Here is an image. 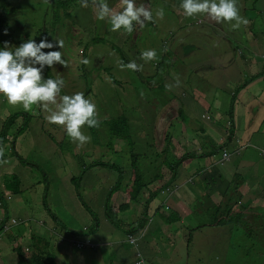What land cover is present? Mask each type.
I'll return each instance as SVG.
<instances>
[{
    "label": "rangeland",
    "instance_id": "rangeland-1",
    "mask_svg": "<svg viewBox=\"0 0 264 264\" xmlns=\"http://www.w3.org/2000/svg\"><path fill=\"white\" fill-rule=\"evenodd\" d=\"M8 2L10 7L14 6L17 10L15 13L7 12V16L15 21L9 23L12 29H7V32L12 31L15 38L7 40L8 44L12 45L10 47L14 49L29 39L39 42L45 37L53 43L55 40L63 41V48L45 51L60 50L66 66L57 63L53 68L45 67L44 77L63 78L65 83L61 95L80 92L91 99L96 104L100 122L107 118H110L109 120L119 118L124 106L130 110L136 109L142 100L141 92L146 100L153 102L159 91L163 93L165 100H179L180 96L183 104L193 101L190 114L186 104L184 108L192 119L201 118L197 123L222 127L226 132L227 121H233V129L229 128V131H235L236 140L230 150L240 148L241 151L239 155H233L225 166L214 167L212 164L215 160L210 158L187 156L191 151L189 145L181 151H176V145L172 143L173 147L165 152H163L165 146H160L154 152L155 160L161 158L167 161L168 174L164 176L173 183L171 186L178 183L176 186L180 187L172 194L164 190L158 197L168 198L170 201L179 199L184 211L189 212L192 220L196 222L190 228L185 220L184 222L178 220L167 226L170 233L162 231L156 234L152 229L149 230L148 235L141 240V249L147 261L160 260L164 264H175L169 248L173 243L176 251L181 248L182 264H264V129H257L246 123L244 118L246 113L242 106L250 93L249 89L247 92L243 91L251 84V87H256L254 90L262 88L259 86L263 84L260 79L264 80V74L256 76L254 72L264 68L263 46L242 39L250 38L252 42L253 38L260 37L264 40V0H238L240 15L247 20V24H241L239 27H234L235 21L212 25L211 23L215 21L206 15L195 16L196 21L190 25L183 10L178 8L180 3L176 7V0H135L137 6L144 5L153 12L154 20L146 21L142 28L136 25L131 34L123 29L118 32L111 31L110 22L99 20L91 4L87 8L82 7L80 0H66L65 4H62L61 0H8ZM107 3L116 11L121 10L120 0H107ZM158 8L164 9L165 15L162 20L155 17V10ZM179 20H182L183 28L198 34L196 36H205L214 30L215 34L222 37L219 45L223 56L203 58L204 53L194 49L200 42L192 39L190 42L182 41ZM157 21L158 26L155 24ZM100 36H104L102 40H105V45L92 43L86 53V56L89 53L90 61L84 59L83 50L87 47L86 44L92 40L101 42V39L100 41L98 39ZM103 45L106 47L101 48ZM97 48L109 49V53H103ZM149 49L156 50L157 59L145 63L139 57L142 51ZM185 53L189 54L186 56ZM100 56L107 61L106 67L109 66L110 70L84 72L85 61H88L87 65L90 67L96 59L101 58ZM249 57L255 63L254 68H249L245 64V59ZM133 60L143 65L142 71H133L131 74L128 69L121 70L118 65V61L126 65ZM218 63L224 65L218 67ZM177 78L180 81L179 86H176ZM153 83L156 87H152ZM168 84L173 86L171 90L165 87ZM224 85H227L230 91L239 90L238 96L231 102L234 104V110L230 113L231 103L225 106L222 99ZM100 86L101 91L105 93L111 89L117 100L102 96ZM134 94L138 97L133 96ZM2 101L3 95H0V129L10 110H13ZM156 104L159 107L163 105L160 101ZM254 104V110L259 112L258 116L263 120L264 91L255 99ZM171 105L164 107L161 114L170 112L167 114L173 118L180 105L177 104L168 110ZM19 108L16 106L17 111ZM149 108L147 105V109ZM204 111H208L212 117L209 119L203 117V114H206ZM155 114V111H150L148 116L151 118ZM47 115L48 113L39 106L37 111L24 114V117H29L28 127L15 140V153L7 149L5 152L7 163H0V191L4 189L6 183L4 173L6 176L16 175L20 181L19 191L10 190L8 191L10 194H4L1 198L3 204H0V226L1 219L7 216L10 228L7 231L0 229V264H19L18 251L15 249L16 246H13L18 244L32 251L34 240H28L32 234L49 239L50 235L54 236L50 244L51 257L53 254L54 259L47 258L46 264H65L66 258L55 251V239L64 242L76 252L77 248L70 244L74 239L72 230L80 231L85 227H92L96 236L99 222L103 233H109L110 230H105L107 226L110 228L114 226L105 217L104 201L108 191L118 181L119 171L91 164L92 160L107 159L109 157L107 152L111 150L110 145L117 143L118 140L105 129L104 121L94 129L87 126L82 129L88 136L89 133L92 134L90 141L81 146L67 136L64 127L48 123L45 119ZM18 120L20 126V117ZM177 125L178 127L174 129L176 137H182L190 130L185 122ZM125 143L120 141L119 145L123 146ZM97 145L105 146L100 153L97 152L90 158L92 148H96ZM17 154L24 160L22 161ZM132 154L133 152L128 149L118 156L126 158ZM220 156L216 154L217 159ZM171 165L174 172L171 171ZM227 167H233V178L236 179L240 193L223 194L216 191L208 198L206 191L203 192L200 188L202 185L204 187L210 185V188L214 189L211 183H215L216 180L210 182L206 177L214 176V170L224 171ZM74 176L80 179L72 180ZM76 183L79 185V191ZM218 183L216 188L225 187L224 182L218 180ZM255 183L262 186L261 190L258 186L255 187ZM157 185H162L160 180L157 181ZM247 192L253 197L246 198ZM196 198L202 200L197 201ZM206 200L220 206L218 209L212 207L200 218L198 204ZM228 201H232L233 211L226 208L225 203ZM178 203L177 200H173L168 206L174 209ZM125 214L122 213L120 217L128 220ZM12 219H16L17 223L13 224ZM154 224L155 222H150L148 227L152 228ZM175 230L179 236L172 233ZM118 232L120 235L123 234L121 252L132 248L133 243L126 240L125 231ZM105 254L107 255L108 251ZM38 264L41 263L38 261Z\"/></svg>",
    "mask_w": 264,
    "mask_h": 264
},
{
    "label": "trees",
    "instance_id": "trees-1",
    "mask_svg": "<svg viewBox=\"0 0 264 264\" xmlns=\"http://www.w3.org/2000/svg\"><path fill=\"white\" fill-rule=\"evenodd\" d=\"M65 2L66 0H61L62 4H65ZM16 11L17 10L14 9V6L10 7L8 0H3V2L0 0V12H1L0 34L2 37V44H0V48L4 47L5 42L11 39V36L13 37L12 31H10V34L1 33L4 28L12 29L9 24L12 22V20L7 16V12L15 13ZM67 14H69V12H67ZM180 30H181L182 41L190 42V40L192 39L196 42H200L195 45L194 49H198L199 52L202 51L204 53L202 56L203 58L211 57L210 52L212 50H209L208 48L212 47L213 44L221 43V38L219 37V35L214 33V30H212L209 34L205 36H201V35L196 36L198 34L194 33L193 31L187 30L185 28H182ZM98 39L99 41L101 39V42H95V40H92L86 44L87 47H85L83 50L84 59L87 58L88 60L89 53L87 54V56L86 53L88 52V49L91 47V45H93L92 43H97L101 45L103 43L105 45L104 42L105 40H102L104 39V36H100ZM104 45L101 48L106 47ZM101 48L100 49L97 48V50L102 51L103 53L106 52L109 53V49L104 48V50H102ZM188 54L185 53L186 56ZM106 65H107V61H105L104 58L101 57L96 59V61H94L90 67H88L87 63H85L83 69L84 72H89V73H95L99 69H106V71H109L110 68L109 66L106 67ZM129 71L131 72V74H133V71L131 70ZM254 72L256 76H258V74L262 75L264 74V69L260 71L254 70ZM115 74L117 78L118 69L116 70ZM251 85H249L246 88V91L244 90L243 93L247 92L248 89L256 93L259 91L262 92L264 91L263 90L264 86L262 85H259L262 86V88L258 90L257 89L254 90L256 87H251ZM101 87L102 86H100V91H101ZM152 87H156V85L153 83ZM101 93L104 96H106L105 94H108L106 97L114 101L117 100V98L111 92V89L107 93L102 91ZM88 94L89 93H87V95ZM222 94H223L222 99L224 101L223 103L226 106L236 99V97L239 94V90L234 89L230 91L229 87L227 85H224V93ZM133 96L138 97V95L136 94H134ZM228 96L230 97V101H228ZM140 97L142 100L138 103L136 109L130 110L129 108L124 106L123 113L119 118L111 119V120H109L110 118H107L106 120H103L99 123L101 124L102 122L106 121L105 129L110 133L112 137L118 140L117 143L110 145L111 150L107 152L109 154L108 155L109 157L107 159L92 160V164H91V166L100 165L104 169L110 168L119 171V179L117 182H115V185H113V187L108 191L106 199L104 201L105 217L108 219L110 223L114 225L130 224L129 220H123L124 218L120 217L122 213H125L127 210H129L130 212H132L133 218H135L139 207H142V209L145 211V207L142 205L143 203L150 202L151 198L158 197L159 194L164 190H166L169 193L173 192L174 190H177V189H168L167 186L164 185L162 186L157 185V181L161 179H167L164 175L168 174L167 161L161 158L155 160L156 155L154 154V152L157 149H159L160 146H165V149L163 150V152H165L166 150L173 147L172 143L176 145L175 150L177 151H181L182 147L186 148L187 145H189L191 149L189 156L190 155L194 156L195 154L194 149L198 146L208 143L209 141L210 143L208 144V148H210L213 151L219 152L224 148L229 147L231 145V141L235 138L236 135L235 131H229V128L231 130L233 129L234 123L232 120H228L227 132L224 133V138L221 141L216 138L212 139L213 134L220 127L211 124H205L203 122L202 124L197 123V120L201 119L199 117L192 119V117L189 114L193 109V105H194L193 101L185 102L187 111L189 112L188 114L186 113V110L184 108L185 104H183V102L180 100V96H179V100H165L163 99V93L159 91L156 96V100L153 102L146 100L142 96V92ZM159 101L162 102L163 104L161 107L157 106L156 104V102ZM2 102L8 104L5 97ZM177 104H179L180 106L176 109L173 118H171L168 114L167 115L161 114V112H163L164 107L171 105L170 108L168 109L170 110ZM147 105L150 106L149 109H147ZM9 106L13 108L12 110L13 112L10 110L9 116L6 117L3 121L2 127L0 129V146H3L5 148V152L8 149L10 151H13V153H15L14 142L19 137L21 131L23 130V128H19L17 125L18 118L21 112L17 111L16 107L12 105ZM230 106H231L230 112H232L234 110L233 109L234 104L231 103ZM150 111H155L156 114L154 117L150 118V116H148ZM204 112L206 114H203V117L208 119L212 117L208 111H204ZM178 118L180 120H178ZM25 120H26L25 126H28L29 117H26ZM107 120H109L110 122ZM191 120H193V122H190ZM181 122H185V125L189 127L190 130L182 137L181 136L176 137L174 134V129L175 127H178L177 124ZM15 125H17V128H15ZM94 128L95 127H92L91 129ZM91 134L92 133H89L90 136ZM86 135H88V133ZM177 139L179 143L177 142ZM120 141H124L127 144L125 143L123 146H120L119 145ZM193 141L195 142L193 143ZM103 146L97 145L96 148H92L89 157L93 158V156L96 155L97 152L100 153L102 151ZM87 148H91V147H87ZM128 149H130L131 152H133L131 156H127L126 158L124 156H118L119 153L127 152ZM111 154L117 156L115 157L112 156ZM5 155L6 153L4 154L3 159H5ZM17 155L22 161L24 160V158L20 154ZM132 157L134 161H132ZM186 157L187 156H183V158ZM151 168H154L155 170H151ZM171 171L174 172L173 165H171ZM174 174L175 173H173V175ZM3 176L6 179V183L4 184V189L0 191V199L4 197V194H10V192H8L10 190L19 191L20 181L19 179L17 180L16 175L13 176V174H11L9 176H6V174L4 173ZM113 176H115V174ZM220 177L221 179L225 180V177L223 175ZM79 179L80 177L77 176H74L72 178V180L75 181H78ZM214 182L215 183H211L214 189H211L210 185H207L206 187L202 185V187L200 188L201 191L203 192L206 191V194L209 195L208 198H210L212 196V193H215L216 191L223 194H226L227 192H236L237 194L240 193L241 191L237 189L238 184L236 185V179H231L223 189L216 188L217 183L216 181ZM255 184H256L255 187L258 186V189L261 190L260 187L262 186L257 185V183ZM76 186L78 187V191H79V185L77 184ZM248 188L250 190V187ZM243 191L245 192V190ZM8 198L10 199L11 196H8ZM139 198H141L140 202H138ZM199 204L200 205L209 204L217 209L220 206V204L217 203H214L213 205V202L211 200H206L204 201V203L200 202ZM225 204H227L226 208H229L228 211L234 210L232 201H228ZM88 209L90 210L91 208L88 207ZM117 217L119 218L116 219ZM4 218H2L1 221H3ZM6 218L8 217L6 216ZM55 219H57V217ZM168 223L170 224V222ZM226 224L227 222H225V225ZM100 226L101 224L99 222L97 224V227ZM71 233L73 234L74 239L70 244H72L76 248L84 249V248L97 247L96 245H94V242L92 240L91 234L94 233V229L92 227H85L84 230H80V231L72 230ZM32 236L34 240L32 251L25 252L21 246L18 247V254L20 255L21 261H25V262L27 261L26 264H38V261L41 264H46L47 258L53 260L54 256L52 254L51 257L50 244L53 242L54 236L50 235V239L41 235L34 236L32 234L31 237ZM69 248L70 247H67L64 244V242L55 239V251L58 252L59 255L63 256L65 252L69 251ZM62 250L64 251L61 252Z\"/></svg>",
    "mask_w": 264,
    "mask_h": 264
},
{
    "label": "clouds",
    "instance_id": "clouds-1",
    "mask_svg": "<svg viewBox=\"0 0 264 264\" xmlns=\"http://www.w3.org/2000/svg\"><path fill=\"white\" fill-rule=\"evenodd\" d=\"M82 7H89L91 4L96 16L99 20H107L111 24V31L118 32L123 29L125 32L131 34L136 25L141 28L144 27L145 22H152L154 20L153 12L144 5L137 6L135 0H120L121 10L116 11L110 8L107 0H80ZM180 8L183 10L187 17H195L198 15H206L211 20L217 23L235 21L234 27H239L241 24H247L246 18L240 15L238 8V0H181ZM165 15L163 8L155 10V17L163 19ZM16 23H19L16 21ZM7 29V28H6ZM6 34H10L8 31ZM13 37L11 36V39ZM27 38V36H26ZM63 48V41L55 40V43L49 41L46 37L37 42L35 39H29L14 49L5 42L3 48H0V95L6 98L9 105L14 107L19 106L20 126L18 120V127L23 128L21 134L27 129L25 126L26 120L24 114L37 111V106L41 107L48 113L45 117L48 123L62 126L66 130L67 136L73 141L78 142L81 146L90 141V136L86 135L82 130L85 126L92 128L99 126L98 111L96 104L89 98H86L83 93H75L72 95H61L62 88L64 87L63 78L57 76L56 78L49 77L45 79L43 69L45 67L53 68L57 63L65 65L66 62L62 57L60 50L45 51V49ZM145 63L157 59V53L154 49L144 50L141 52L140 57ZM87 63V61H85ZM121 70L128 69L131 71H142L143 65L138 64L135 60L130 61L126 65L118 61ZM179 79H176V86H179ZM166 88L171 90L172 85H165ZM23 107V109L21 108ZM230 113V111H229ZM19 119V118H18ZM224 133L225 130L223 129ZM20 134V135H21ZM19 135V136H20ZM235 138L231 141V145L235 142ZM231 145L223 150L216 152L209 148V152H204L202 148L196 147L194 157L197 158H210L215 160L213 166H225L230 162L233 155L240 154V148L230 150ZM177 151V150H176ZM221 156L217 159L216 154ZM5 148L0 146V163H7L6 158L3 159ZM264 155V152H263ZM214 176H211L212 181H221L220 176L228 178V181H222L225 185L233 178V167H227L224 171L214 170ZM209 176V175H208ZM17 177V176H16ZM15 178V177H14ZM160 183L167 186L168 189H179L174 183L171 186L168 179H161ZM161 185V186H162ZM159 186V185H158ZM170 192L169 194H172ZM0 203H2L0 199ZM145 207L146 214L150 212L151 208L148 203L142 204ZM173 218L176 219L174 212ZM179 220V219H177ZM8 218L1 221L0 229L4 231L9 230L10 225L7 224ZM13 224L17 223L16 219H12ZM153 222V215L147 216L143 219V227L138 230L127 234V240L131 241L134 247L135 261L138 259V254L149 264L142 249L141 240L146 236L150 227L149 223ZM167 225H170L166 222ZM194 224V223H193ZM18 251V244L15 247ZM29 252V251H25ZM134 261V262H135ZM27 262V261H26ZM21 261L18 254V263L26 264ZM133 262V263H134ZM131 263V264H133Z\"/></svg>",
    "mask_w": 264,
    "mask_h": 264
},
{
    "label": "crops",
    "instance_id": "crops-1",
    "mask_svg": "<svg viewBox=\"0 0 264 264\" xmlns=\"http://www.w3.org/2000/svg\"><path fill=\"white\" fill-rule=\"evenodd\" d=\"M176 1H177L176 7H178L179 6L178 4L181 3V0H176ZM178 8H180V7H178ZM187 19H188V23L190 25L194 21H196L195 17H187ZM12 23H15V21L12 20ZM155 24L158 26L159 22L157 21ZM211 24L216 25L217 22H212ZM179 27H180V29H182L184 27L182 20H179ZM7 29L4 28L1 33L2 34L7 33ZM13 38H14V35H13ZM220 38H222V37H220ZM229 38H231L232 40L234 39L233 37H229ZM242 39H244V40H246L252 44L259 43L264 48V40L260 37L259 38H257V37L253 38L252 42H251L250 38L246 39V38L242 37ZM9 46H12V45H9ZM208 49L212 50L210 52V56L212 58L223 56V54L220 50L219 44H213V46L208 48ZM245 64H247V66L249 68L255 67V63H253V60H251V57L245 59ZM222 65H224V64L218 63V67L222 66ZM260 81H263L262 86H264V80L260 79ZM249 92L250 93L248 94L247 101L242 104L243 110L246 113V115H244L245 121L248 125H252L254 128L264 129V119L261 120V117L258 116L259 112L256 111V109L254 110V107H255L254 101H255V99H257L260 96L262 91H259L257 93L253 92V91H249ZM105 95L107 96L108 94H105ZM102 96H104V95H102ZM21 108L23 109L22 106H21ZM167 113H164L163 115H167ZM221 129H223V128L220 127L213 134L212 139L216 138V139L221 141L224 138V131H221ZM177 142L179 143L178 139H177ZM209 143H210V141L208 143L201 145V146H198V147L202 148V150L205 153L209 152V148H208ZM183 149L184 148L182 147L181 150H183ZM187 156H189V155H187ZM214 167H216V166H214ZM218 172H219V170H218ZM206 178L210 182H212L211 176H208ZM210 178H211V180H210ZM228 180H229L228 178H225V181H228ZM221 181H224V180L221 179ZM257 185H260V184H257ZM252 197L253 196L250 195L249 192L246 193V198H252ZM196 199H197V201L202 200L201 198H196ZM173 200H177L179 202L177 207H175L174 209L171 208L170 206H168L169 202H171ZM173 200L170 201V200H168V198L161 199L160 197L151 198L150 202H148V205L151 208L150 212L146 214V212L141 207H139L137 210V211H139V215H137V213H136L135 218H133L132 212L127 210L125 212L126 213L125 215H126V217H128L130 224H126V225L125 224H120V225H114L113 224L114 226H111V228L109 226H107L105 230H110L109 233H103L101 231V228L98 227L97 235L94 236V233L91 234L94 245H96L97 247L96 248H84V249L77 248L76 252H74L73 250H71L69 248V251L65 252V254L63 255L66 258L65 264H86V263L87 264H131V263H133L135 261L136 251L134 250V247L131 244L132 248L124 249L121 252V249L123 248V246H122L123 245V242H122L123 241L122 240L123 234L120 235L118 230L125 231L124 235H127L128 233L133 232V230H138V229L143 227V219H146L147 216H150V215H153V222H155V224L149 230L152 229V231L155 232L156 234H159L162 231L170 233V228L167 227L168 226L166 223L167 221L170 222V224H174L176 221H178L177 219L181 220V222H184V220H185V223L186 222L189 223L190 228H191V225H193V223L196 222L195 220H192L189 212L184 211L183 204L179 199H173ZM140 201H141V198H139L138 202H140ZM198 206H199L200 218L205 212L210 211L211 208L213 207L212 205H209V204H206V205L198 204ZM170 212H176L175 216L177 218L174 219L173 214H170ZM127 213H129V214H127ZM202 217H204V216H202ZM175 228H177V227H175ZM148 232H147L146 236L148 235ZM172 233L176 236H179V234H177L176 230L173 231ZM28 240H33V236ZM126 240H127V237H126ZM111 244H114V246H110ZM119 244H121V246H119ZM171 246H173V248ZM171 246L169 248L173 254L172 259H173L174 263L175 264H180V263L182 264V262L180 260V256L183 255V253L181 252V248L179 251H176L174 249L173 243L171 244ZM141 248H142V246H141ZM184 248H185V246H184ZM23 250L29 251V248H25V249L23 248ZM63 251L64 250H62L61 252H63ZM106 251H108L107 255L105 254ZM149 254H151L150 251H149ZM148 263L149 264H164V262L160 261V260H158L157 262H155L154 260H150V261H148Z\"/></svg>",
    "mask_w": 264,
    "mask_h": 264
},
{
    "label": "built area",
    "instance_id": "built-area-1",
    "mask_svg": "<svg viewBox=\"0 0 264 264\" xmlns=\"http://www.w3.org/2000/svg\"><path fill=\"white\" fill-rule=\"evenodd\" d=\"M133 264H146V261L144 260V258L139 253L138 254V259Z\"/></svg>",
    "mask_w": 264,
    "mask_h": 264
}]
</instances>
